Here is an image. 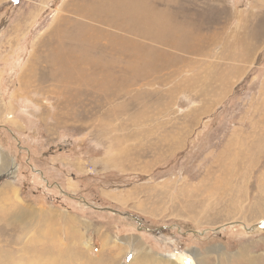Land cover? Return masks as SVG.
Masks as SVG:
<instances>
[{"label": "rangeland", "instance_id": "obj_1", "mask_svg": "<svg viewBox=\"0 0 264 264\" xmlns=\"http://www.w3.org/2000/svg\"><path fill=\"white\" fill-rule=\"evenodd\" d=\"M8 1L0 264H264V0Z\"/></svg>", "mask_w": 264, "mask_h": 264}, {"label": "bare ground", "instance_id": "obj_2", "mask_svg": "<svg viewBox=\"0 0 264 264\" xmlns=\"http://www.w3.org/2000/svg\"><path fill=\"white\" fill-rule=\"evenodd\" d=\"M17 203H18V202H17ZM21 212H22V211H21ZM21 212H20V213H21ZM17 213H18V212H17ZM20 213H19V214H20ZM22 216H23V214H22ZM17 221H18V220H17ZM18 237H19L20 239L22 238L21 235L18 236ZM19 238H18V239H19ZM29 240H30V239H29ZM132 242H133V241H132ZM134 244L137 245L136 242H134ZM84 245H86V243H85ZM138 250H139V249H138ZM34 252H35V251H34ZM42 252H44V250H40V251H38L37 254H38V255H41ZM141 252H142V251H141ZM32 253H33V250H32ZM35 254H36V253H35ZM37 254H36V255H37ZM140 254H141V253H140ZM36 255H34V256H36ZM144 256H147V253H146L145 251L143 252V256H142V258H141L142 260L144 259ZM26 258H27V259H24V262H25L26 264H33L32 259H28L29 257H26ZM180 258H181V259H180ZM40 259H41V258H40ZM38 260H39V258H38ZM177 260H178L179 262H181V263H182V262L185 263V262L188 260V258L185 257V256H183L182 254H180V255L177 257ZM225 260H226V259H225ZM143 262H144V261H143ZM250 262H251V261H250ZM257 262H258V261H257ZM259 262H260V261H259ZM181 263H175V262H173V264H181ZM261 263H262V262H261ZM263 263H264V262H263ZM36 264H37V263H36ZM192 264H193V262H192Z\"/></svg>", "mask_w": 264, "mask_h": 264}, {"label": "trees", "instance_id": "obj_3", "mask_svg": "<svg viewBox=\"0 0 264 264\" xmlns=\"http://www.w3.org/2000/svg\"><path fill=\"white\" fill-rule=\"evenodd\" d=\"M20 0H11V1H8V2H6L4 5H9V4H13V5H15V4H17L18 2H19ZM53 6H54V4H53ZM5 128H7V132L9 133V135L12 137V134L11 133H13L14 131L13 130H11V131H9V129H8V127H5ZM65 149H68V147L67 146H65ZM50 154V153H49ZM47 154H45V156H46ZM31 158V157H30ZM35 160H32V161H30V163L33 165V166H35ZM29 162H28V164H30ZM42 164H43V166H45L46 165V162H42ZM37 167H40V166H38V165H36ZM42 170V169H41ZM39 171H40V168H39ZM32 193H33V191H32ZM34 195H35V192L33 193ZM56 198V197H55ZM56 203L57 204H59V205H67V204H63L62 202H60L59 201V199H56ZM146 233V232H145Z\"/></svg>", "mask_w": 264, "mask_h": 264}]
</instances>
